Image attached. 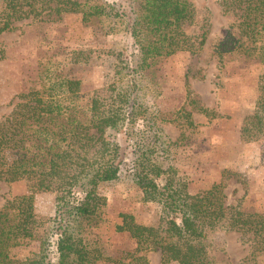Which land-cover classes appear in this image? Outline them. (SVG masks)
I'll return each mask as SVG.
<instances>
[{
	"label": "trees",
	"instance_id": "16d2710c",
	"mask_svg": "<svg viewBox=\"0 0 264 264\" xmlns=\"http://www.w3.org/2000/svg\"><path fill=\"white\" fill-rule=\"evenodd\" d=\"M218 1L222 11L237 15L233 31L228 29L215 44L219 60L226 53H237L264 64V0ZM48 8L57 14L79 12L82 19L103 16L108 32L122 30L132 36L136 51L132 64L122 57L119 46L97 51L109 59V68L102 87L84 105L79 101L80 79L47 66L45 83L22 92L0 119V180L26 179L32 191L54 192L55 213L62 218L53 262L49 261L48 226L42 227L39 251L17 258L12 249L34 238L42 223L33 211L32 191L6 199L0 207V264H148L151 250L160 251L164 264H218L212 250L223 247L226 230L241 234L251 258L264 252V211L227 204L222 179L190 191L174 163L176 142L166 133L165 119L147 95L144 67L150 59L180 50L197 52L206 40V20L194 35L183 29L191 21L192 3L130 0L125 10L101 0H0V34L11 29L14 21L38 16ZM182 116L193 124L189 110H183ZM120 130L132 151V180L144 201L160 204L162 215L156 225H148L121 213L115 229L127 232L135 246L110 256L93 229L102 220L106 185L119 176ZM239 134L245 142L264 141V70L254 108L242 118Z\"/></svg>",
	"mask_w": 264,
	"mask_h": 264
},
{
	"label": "rangeland",
	"instance_id": "374dc122",
	"mask_svg": "<svg viewBox=\"0 0 264 264\" xmlns=\"http://www.w3.org/2000/svg\"><path fill=\"white\" fill-rule=\"evenodd\" d=\"M125 10L130 0H101ZM193 14L183 24L194 35L203 21L208 34L199 51L180 50L167 56H154L144 67L148 96L164 117V128L175 140L174 163L188 180L190 191L201 190L221 179L224 201L246 211H264V141H243L239 134L242 118L253 108L258 94L259 75L264 64L256 58L226 53L220 60L215 44L236 21L235 12H224L218 0H189ZM103 16L82 19L79 12L42 14L16 20L0 34V119L20 99L22 92L45 83L44 68L80 79V102L102 87L109 59L98 55L101 48H119L132 64L136 45L126 31L108 32ZM72 57L78 59L75 61ZM200 107L214 110L205 114ZM183 110L191 112L192 125L185 122ZM121 162L119 176L105 188L102 220L93 229L105 254L119 256L135 246L125 231H117L121 213L133 215L136 222L156 225L162 209L158 202L144 201L131 177V147L123 130L117 133ZM224 170V172H223ZM33 190L30 181L0 180V207L6 199ZM33 211L41 221L37 235L12 249L17 258L33 256L40 249L42 227H49V261L56 259L55 244L62 218L55 213V193L32 191ZM80 195V193H77ZM222 248H214L218 264H264V252L249 256L250 246L236 230L222 232ZM109 264V263H101ZM148 264H164L159 250L148 252ZM171 264H175L171 262Z\"/></svg>",
	"mask_w": 264,
	"mask_h": 264
},
{
	"label": "built area",
	"instance_id": "2783aa9c",
	"mask_svg": "<svg viewBox=\"0 0 264 264\" xmlns=\"http://www.w3.org/2000/svg\"><path fill=\"white\" fill-rule=\"evenodd\" d=\"M56 241H57V239H56ZM54 246H55V251H56V244Z\"/></svg>",
	"mask_w": 264,
	"mask_h": 264
}]
</instances>
